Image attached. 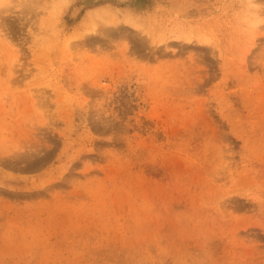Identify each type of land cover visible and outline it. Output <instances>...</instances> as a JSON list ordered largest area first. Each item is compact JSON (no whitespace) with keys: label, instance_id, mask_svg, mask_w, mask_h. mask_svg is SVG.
Wrapping results in <instances>:
<instances>
[{"label":"rangeland","instance_id":"rangeland-1","mask_svg":"<svg viewBox=\"0 0 264 264\" xmlns=\"http://www.w3.org/2000/svg\"><path fill=\"white\" fill-rule=\"evenodd\" d=\"M0 264H264V0H0Z\"/></svg>","mask_w":264,"mask_h":264},{"label":"bare ground","instance_id":"bare-ground-1","mask_svg":"<svg viewBox=\"0 0 264 264\" xmlns=\"http://www.w3.org/2000/svg\"><path fill=\"white\" fill-rule=\"evenodd\" d=\"M121 1H127V0H121ZM129 16V15H128ZM127 20H129L130 21V23H131V25L134 27V29L136 30V31H138V32H144L145 31V29L147 28V27H145V25H144V23L143 22H141L139 19H136V18H134V17H127ZM153 29V28H152ZM148 31V30H147ZM151 31V30H150ZM153 33V31L151 32V34ZM178 37V36H177ZM179 38H183V36L182 37H179ZM78 118H80L81 119V121H84L85 119H84V116L82 115V113L81 114H79V116H78Z\"/></svg>","mask_w":264,"mask_h":264},{"label":"crops","instance_id":"crops-1","mask_svg":"<svg viewBox=\"0 0 264 264\" xmlns=\"http://www.w3.org/2000/svg\"><path fill=\"white\" fill-rule=\"evenodd\" d=\"M132 17H134V18H136V19H139L141 22H143L142 20V18H141V16H139V11H138V9H136L135 7H134V15H132ZM144 23V22H143Z\"/></svg>","mask_w":264,"mask_h":264}]
</instances>
